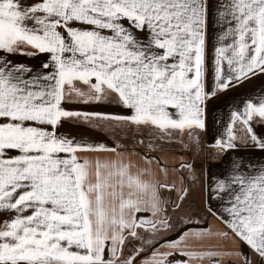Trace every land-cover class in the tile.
Returning a JSON list of instances; mask_svg holds the SVG:
<instances>
[{"label":"snow or ice","instance_id":"1","mask_svg":"<svg viewBox=\"0 0 264 264\" xmlns=\"http://www.w3.org/2000/svg\"><path fill=\"white\" fill-rule=\"evenodd\" d=\"M210 28L219 42L211 63ZM4 53L48 59L34 70ZM209 71L218 91L264 74V0H0V212L9 214L0 221V264H136L143 245L124 255L134 240L153 249L141 264H171L174 252L155 250V237L173 227L160 189L175 184L155 179L146 167L134 172L120 154L110 161L82 156L116 149L58 129L76 121L193 137L205 128L206 99L216 94L206 91ZM105 102L124 111L66 107ZM254 118L264 122V101L234 112L227 140L216 147H236L240 122L247 139L264 150ZM216 192L228 195L230 205L229 219L221 217L229 231L218 235L235 236L264 264V169L221 180ZM185 196L182 190L176 209ZM187 235L166 241L168 248L187 247ZM226 255L253 264L241 251Z\"/></svg>","mask_w":264,"mask_h":264},{"label":"crops","instance_id":"2","mask_svg":"<svg viewBox=\"0 0 264 264\" xmlns=\"http://www.w3.org/2000/svg\"><path fill=\"white\" fill-rule=\"evenodd\" d=\"M216 35H218V31L210 28V63L214 56L212 45L215 44L219 46ZM24 51L34 52L35 50L31 49ZM3 55L13 63L24 64L32 67L34 70L39 69L41 62L48 59L47 54H38L31 57L7 53ZM213 76V72L209 71L206 77V91L209 93L215 91L216 94L209 95L205 101V128L199 129L200 136L205 145L203 147H198L197 151L194 150L197 154H202L200 158L201 161L195 159V156H193L194 151H190V148L187 146L189 143L187 141V132L176 131L173 132L170 137H167L158 130L153 129H111L107 127H93L76 121H66L63 127L58 129L59 133L65 134L69 138H75L78 141L91 144H104L109 148L116 149L115 152L80 153L82 156H86L93 160L99 158L101 160L110 161L116 160L118 154H120L123 156L125 162H128L129 159L131 160L135 166L133 168L134 172L146 167L157 174L155 179L160 180L162 183H167L170 186L175 184V188H168L171 190L172 195L169 194L168 189H160L161 199L166 202L167 207L165 215L169 218L172 217L173 212L168 210L167 204L170 203L171 206H175L182 190L187 191L190 179L197 181L199 187L201 186L200 184L203 185L204 199L208 211L205 221L198 222L196 225L185 224L177 234L171 230L167 232L161 230V233L155 237L158 241L155 245V250L174 252V254L169 257L171 264L183 261H188L189 264H243L242 257L226 255V253L237 250L247 253V245L239 239L230 235L229 239H227L228 242H223V238L218 235L224 232L222 222L223 220L229 219L224 209L230 205L228 203L229 196L224 193H219L218 195L216 192V185L221 180L227 181L235 176L258 174L259 170L264 169V150L258 148L251 140L247 139V134L242 131L244 126L240 122H237L235 125L237 135L235 148L220 149L216 147V141L227 140L228 129L233 126L232 115L234 112L242 113L249 101L257 104L264 101V74L251 76L249 79L242 80L240 83H235L234 86L224 91L215 89ZM66 107L82 111H104L113 113L124 111L115 104L107 102L93 105L68 104ZM251 127L258 138L264 139V122L254 118L251 121ZM179 138L186 147H175L173 145L174 140ZM168 140H171V142L168 143ZM154 141L164 143L163 145H157ZM209 153L213 156L212 158L207 156ZM181 163L191 165V167L181 168ZM161 169H166L167 175H164ZM199 180H201V182H199ZM145 215L151 218V214ZM221 217H223V220ZM8 218V213L0 212V221L7 220ZM209 231L216 235L204 237L193 235V233H207ZM226 231L227 230H225V232ZM182 233H188L185 240L187 247H184V244H182L181 250L179 251L168 248L166 241L176 240ZM144 236L145 239L151 238L148 233H144ZM238 240L240 241L239 246ZM229 241L231 243H229ZM142 245L145 251L138 257L136 262V264H141L142 261L149 259L153 251L152 248L144 245L143 241L134 240L132 243H129L125 248L124 255H129L134 246L139 248ZM183 251L196 253L217 252L219 255L215 257L204 255L201 258L191 259L183 255Z\"/></svg>","mask_w":264,"mask_h":264},{"label":"rangeland","instance_id":"3","mask_svg":"<svg viewBox=\"0 0 264 264\" xmlns=\"http://www.w3.org/2000/svg\"><path fill=\"white\" fill-rule=\"evenodd\" d=\"M24 50H31V48H25ZM153 140V139H152ZM155 140V139H154ZM183 141V140H182ZM187 141L189 142L187 146L190 148V151L198 150V147H203L205 144L202 141V138L200 136L199 129H196L194 132V136L190 137L187 135ZM171 140H168V143H170ZM155 144L157 145H163L164 142H157L154 141ZM167 144V143H166ZM175 147L179 146H184L179 139L174 140ZM186 147V146H184ZM193 156H195L196 160H200L202 154H197L195 151L193 152ZM208 157H213L211 156V153L207 155ZM199 158V159H197ZM206 160V159H205ZM208 160V159H207ZM201 161V160H200ZM200 172V171H198ZM201 182V180H199ZM201 186H198L197 181L194 179H190L188 182V189H187V196L184 197L183 201L181 203V207L179 209H176L175 206H171L170 203H168V210L173 212L172 217L170 218V224H172V229L171 231H174V233H178L185 224H191V225H196L198 222L205 221V217L208 213L205 199H204V188L203 185L200 184ZM168 192L170 195H172V192L170 189H168ZM224 232L227 229L225 227L224 223L222 222ZM235 237V236H234ZM236 238V237H235ZM223 242H228L227 240L223 239ZM233 242V241H232ZM238 246L240 244V241L238 240ZM229 243H231L229 241ZM246 245V244H245ZM247 247V253L252 256L253 264H256L257 258L251 254V251L248 246ZM240 248V247H239ZM224 259V255H223Z\"/></svg>","mask_w":264,"mask_h":264}]
</instances>
